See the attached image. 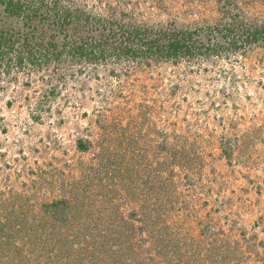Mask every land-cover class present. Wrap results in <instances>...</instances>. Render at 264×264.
<instances>
[{
    "label": "rangeland",
    "instance_id": "obj_1",
    "mask_svg": "<svg viewBox=\"0 0 264 264\" xmlns=\"http://www.w3.org/2000/svg\"><path fill=\"white\" fill-rule=\"evenodd\" d=\"M0 264H264V0H0Z\"/></svg>",
    "mask_w": 264,
    "mask_h": 264
}]
</instances>
